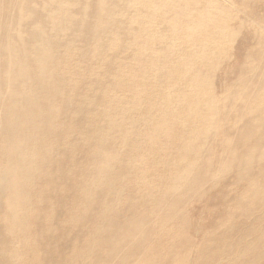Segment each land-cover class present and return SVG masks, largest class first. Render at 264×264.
Instances as JSON below:
<instances>
[{"label":"bare ground","instance_id":"bare-ground-1","mask_svg":"<svg viewBox=\"0 0 264 264\" xmlns=\"http://www.w3.org/2000/svg\"><path fill=\"white\" fill-rule=\"evenodd\" d=\"M184 49L196 52L179 79L180 97L192 101L186 117L207 122L185 139L195 159L182 160L161 196L130 201L113 216L112 197L125 183L113 190L108 180L74 213L69 194L58 193L81 189L69 182L66 159L86 148L69 131L86 120L83 101H99L90 119L140 106ZM39 157L46 190L33 193ZM118 158L108 139L98 142L89 183ZM57 166L58 178L47 177ZM133 178L137 189L154 188L145 175ZM244 179L245 192L216 191L209 208L190 214L209 183ZM151 200L155 215L144 208ZM227 203L236 211H225ZM0 264H264V0H0Z\"/></svg>","mask_w":264,"mask_h":264},{"label":"rangeland","instance_id":"rangeland-1","mask_svg":"<svg viewBox=\"0 0 264 264\" xmlns=\"http://www.w3.org/2000/svg\"><path fill=\"white\" fill-rule=\"evenodd\" d=\"M175 52L181 51L179 48H184L183 46H174ZM191 49L185 50L184 55L180 59V63L175 65V69L173 74L166 75L164 77L163 86L160 88L158 94L154 90H149L148 98L145 97L143 103L135 108H128L126 111H119L110 115V113H103L100 110L99 117H94L93 119L88 117V114L92 111L95 112L98 108L97 103L99 101H92L90 97L87 100H84L85 109L83 112V118L86 120L80 121V126L74 128L69 125L71 130V140L74 143H86V148L83 151L82 157L79 156V152L74 150L72 152L71 157L66 159V164L69 165L70 168H66V171H69V182L72 184H79L81 189L76 188L71 193H67L64 188L60 187V192L58 196L61 199L65 198L67 194L69 201L66 203L68 207H71L74 210V213H80L83 206L81 205V200L85 198L86 195L93 193V188H95L96 184H99L96 188H99L102 184L106 183L110 180V184H112V189L120 188L119 183L124 180V192L120 196L112 197L115 200V204L112 207V215H116L123 211L124 206L131 203L130 201L135 202L140 205V201L149 200L151 197L161 196L162 191H157V189H167L170 185L172 177L178 174V166L182 162V160L193 161L195 159L194 155L188 152V146L190 142H186V138H190L193 136L196 130L199 133H204L207 122L203 119L196 120L192 117H186L189 108L192 106V101L189 99L185 102L180 97L181 88L179 86V79L186 74L187 68L192 65L194 58H191L188 54ZM196 53V52H194ZM178 53H175L176 55ZM198 54V53H197ZM229 51L226 53V56L223 55L222 67L219 70H216V73L219 74L222 72L223 67L228 63ZM202 56V55H200ZM199 56V58H201ZM180 57V56H179ZM227 59V60H226ZM192 61V62H191ZM242 60H239V63ZM225 63V64H224ZM166 63L165 65H167ZM231 64V62L229 63ZM200 66L202 64L199 63ZM161 68V67H160ZM164 73V72H163ZM84 76L87 74L84 72ZM190 76L186 75L188 79ZM191 79V78H190ZM91 89H93L91 87ZM112 87L109 85L104 86V90L109 91ZM94 90V89H93ZM103 90V91H104ZM218 91V88H216ZM101 91V93H103ZM210 91L215 94V90L210 89ZM94 92V91H93ZM92 92V93H93ZM117 92L122 96L123 90H117ZM190 96L188 91H184ZM110 95V96H115ZM93 102V103H92ZM125 103V101H122ZM70 116V113H69ZM76 116L75 114L72 116ZM170 121V122H169ZM115 128L114 131L112 129ZM68 131V132H69ZM126 133L128 136L126 140H123V135ZM108 139L112 146L117 150L119 154V158L113 165V169L110 172L104 171L100 176L95 180V183L92 185L89 183L90 179L88 178L89 174L93 169L91 168V160L93 158V153L95 147L98 142L101 140ZM185 140V141H184ZM48 141H46V147L39 150V155L41 156L42 152L48 149L47 147ZM196 147L198 145H205L202 141L198 144H195ZM67 146V143L62 141L60 149ZM68 147V146H67ZM209 147V146H208ZM212 149H215V145H210ZM41 152V153H40ZM90 152V153H89ZM38 155V151H37ZM79 156L80 158H77ZM42 157V156H41ZM41 157L39 160L31 165V171H37L34 177V181L31 185V191L33 193L41 191H45L46 185L42 184V174H41ZM145 159L147 161L146 166L141 165V160ZM80 161V162H79ZM59 163H62L60 159ZM140 165L139 168L134 164ZM38 166V169L36 168ZM58 174V166L54 167V172L51 169L47 175V177L56 176ZM137 174H142L151 179L154 188L151 189L150 186L145 185L147 189L142 187H136V178L133 176ZM126 182H130V185L126 186ZM215 182L216 181H212ZM229 182V181H228ZM87 183V184H86ZM123 183V182H122ZM132 183L134 185H132ZM231 184L228 187H213L212 183L207 185L208 193L202 197V200L197 202L193 209L190 211V214L199 215L203 208H209L210 203L215 199V192H228L229 195L241 193L243 190L247 188L248 179L242 180V182L237 181L230 182ZM217 184V183H216ZM247 185V186H246ZM75 188V187H74ZM95 188V191H96ZM244 188V189H243ZM244 196V194H243ZM210 201V203H209ZM106 199L101 200V204L105 205ZM127 203V204H126ZM132 208H134L132 206ZM148 210V212L156 214V206L154 204V200H151L149 205L144 206ZM227 208V209H226ZM223 209L225 211H236V207L230 203L224 204ZM214 209L211 208V212ZM228 215V212H226ZM191 216V215H190ZM212 217L213 215L204 214L196 226L199 230L201 228L202 223L206 221H210L208 217ZM227 217V216H226ZM225 217V218H226ZM77 216H74L73 221ZM200 218V217H197ZM224 218V219H225ZM61 217H59L60 223ZM206 220V221H204ZM223 220V218H222ZM58 223V224H59ZM65 228L61 227L59 230L58 227L53 233H61ZM184 226H176L172 227V230L176 232H184L182 231ZM186 229V230H191ZM204 230V228H201ZM189 233V231L184 232V234ZM191 233V232H190ZM189 233V234H190ZM194 238L200 239L198 234L194 235Z\"/></svg>","mask_w":264,"mask_h":264}]
</instances>
